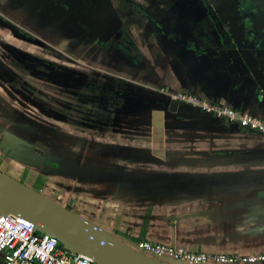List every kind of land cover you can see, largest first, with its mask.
<instances>
[{
    "label": "crops",
    "instance_id": "obj_1",
    "mask_svg": "<svg viewBox=\"0 0 264 264\" xmlns=\"http://www.w3.org/2000/svg\"><path fill=\"white\" fill-rule=\"evenodd\" d=\"M200 1L0 0V170L133 248L264 254V134L172 98L264 119V0Z\"/></svg>",
    "mask_w": 264,
    "mask_h": 264
},
{
    "label": "water",
    "instance_id": "obj_2",
    "mask_svg": "<svg viewBox=\"0 0 264 264\" xmlns=\"http://www.w3.org/2000/svg\"><path fill=\"white\" fill-rule=\"evenodd\" d=\"M0 213L33 223L39 233L57 239L73 254L93 258L95 264H170L120 241L105 229L1 170Z\"/></svg>",
    "mask_w": 264,
    "mask_h": 264
},
{
    "label": "built area",
    "instance_id": "obj_3",
    "mask_svg": "<svg viewBox=\"0 0 264 264\" xmlns=\"http://www.w3.org/2000/svg\"><path fill=\"white\" fill-rule=\"evenodd\" d=\"M162 92L169 93L164 90ZM172 98L194 108L212 112L219 117L238 122L244 128H251L264 134V119L262 118L245 114L234 108L212 106L189 94H172ZM138 250L145 254H152L157 259L170 257L190 264H207L211 260L219 264L237 262L242 264H264V254L247 255L240 258L222 255L212 256L149 241L140 242ZM0 253L5 254V264H95L93 258L73 254L60 247L57 239L39 233L33 223L1 213Z\"/></svg>",
    "mask_w": 264,
    "mask_h": 264
},
{
    "label": "rangeland",
    "instance_id": "obj_4",
    "mask_svg": "<svg viewBox=\"0 0 264 264\" xmlns=\"http://www.w3.org/2000/svg\"><path fill=\"white\" fill-rule=\"evenodd\" d=\"M200 3L201 1L198 0ZM204 4V3H203ZM136 248H138V246H136ZM149 256L153 257L152 254H148ZM162 260L166 261V262H169L170 264H190L186 261H179V260H176L174 258H170V257H165V258H162Z\"/></svg>",
    "mask_w": 264,
    "mask_h": 264
},
{
    "label": "trees",
    "instance_id": "obj_5",
    "mask_svg": "<svg viewBox=\"0 0 264 264\" xmlns=\"http://www.w3.org/2000/svg\"><path fill=\"white\" fill-rule=\"evenodd\" d=\"M205 2H206V0H204ZM60 247H62L61 245H60Z\"/></svg>",
    "mask_w": 264,
    "mask_h": 264
},
{
    "label": "flooded vegetation",
    "instance_id": "obj_6",
    "mask_svg": "<svg viewBox=\"0 0 264 264\" xmlns=\"http://www.w3.org/2000/svg\"><path fill=\"white\" fill-rule=\"evenodd\" d=\"M205 2V1H204Z\"/></svg>",
    "mask_w": 264,
    "mask_h": 264
}]
</instances>
